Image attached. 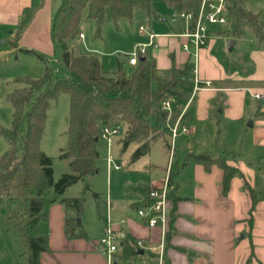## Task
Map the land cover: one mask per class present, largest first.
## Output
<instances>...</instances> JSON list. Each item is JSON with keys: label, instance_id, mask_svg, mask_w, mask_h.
<instances>
[{"label": "crops", "instance_id": "crops-1", "mask_svg": "<svg viewBox=\"0 0 264 264\" xmlns=\"http://www.w3.org/2000/svg\"><path fill=\"white\" fill-rule=\"evenodd\" d=\"M11 3L12 0H3L1 5L0 0V7ZM45 27L43 35L50 36V24L46 22ZM226 27L207 31V42L200 48L196 64L200 88L194 89L187 77L183 78L187 83L184 86H191L180 88L185 93L177 87L171 90L176 103L169 104V119L189 110L192 115L187 123L189 132L178 134L179 141L174 145L173 153L180 154L176 166H169L168 205L172 221L168 220L162 234L159 226L149 227L136 212L137 207L144 205L141 188L161 184L167 165L161 174L149 176L145 183L129 185L135 192L127 198H115L113 209L111 204L107 219L119 237L118 247L125 232L138 248V256L129 258H121L118 248L116 264H155L160 240L163 264H264V103L260 102L264 98V40L246 27L232 37ZM185 31L186 23L182 21L175 32H155L153 44H148L147 36L143 41L147 43L145 54L154 59L164 76L171 67L190 74L193 60L182 48ZM230 38L233 43L228 49ZM13 42L14 48L16 41ZM225 48L233 53L226 55ZM4 51L8 50L0 48V56ZM205 80L209 81L208 86ZM255 93H262L263 97L256 98ZM190 153L222 157L236 168L225 192L221 187V168L212 165L206 170L187 157ZM44 211V221L38 227L45 228L47 249L41 253L40 264H108L99 245L103 232L94 238L87 232L85 237H68L64 232L62 202L56 199L46 204Z\"/></svg>", "mask_w": 264, "mask_h": 264}, {"label": "trees", "instance_id": "trees-1", "mask_svg": "<svg viewBox=\"0 0 264 264\" xmlns=\"http://www.w3.org/2000/svg\"><path fill=\"white\" fill-rule=\"evenodd\" d=\"M166 1L174 12L193 14L197 13L200 4V0ZM37 4L38 0H30L22 9L19 30L27 25ZM84 6H87V17L96 22V32L105 20V9L115 24L119 18L130 19L136 7L143 8L148 15L154 14L150 0H61L52 16L50 37L61 47V60L68 74L52 80L51 73L46 70L41 77L14 78L23 85L6 94L13 109L10 125L0 126V135L8 144L0 155V199L7 198L13 206L8 218L14 220L18 237L26 248V264H40L41 253L47 249V235L35 230L43 222L45 205L56 199L62 202L65 210V234L68 237L86 236L77 220L83 209L84 190L72 197L63 196V193L67 186L95 170L94 161L100 153L101 128L119 122L123 129L118 143L122 150L135 143L130 159L136 160L149 151L151 142L158 139L163 131L169 132L167 111L160 104L153 107L152 101L158 102L163 91L170 90L189 74L188 70L171 67L169 74L164 76L154 59L144 53L138 56L129 74L124 72L122 62L118 61L114 74L106 75L96 54L75 53L66 44L80 32ZM226 10V29L232 37L238 35L243 27H249L258 39L264 40V18L259 12L249 9L244 0H226ZM152 82L155 83L154 91L151 90ZM62 92L68 94L69 108L67 145L60 156L68 159L69 172L54 180L51 158L39 145L49 103ZM191 119L190 110L183 113V123L187 124ZM187 157L202 164L206 170L212 165L221 168L223 192L237 171L222 157L206 153H190ZM149 188H141L145 194L144 204L148 202ZM250 194L254 203V194ZM170 213L169 222L172 221V209ZM118 248L121 258L138 256V248L125 232L120 237Z\"/></svg>", "mask_w": 264, "mask_h": 264}, {"label": "rangeland", "instance_id": "rangeland-1", "mask_svg": "<svg viewBox=\"0 0 264 264\" xmlns=\"http://www.w3.org/2000/svg\"><path fill=\"white\" fill-rule=\"evenodd\" d=\"M1 0V5H2ZM61 0H38V7H35V16H32L27 25L19 30L21 11L30 0H12L8 7H0V126L8 127L12 119V104L7 100L6 94L23 84L14 80L16 76L41 77L46 70H49L52 80L56 77L66 76L67 67L61 60V47L58 42L52 40L45 33V24H51L52 16ZM246 6L253 12H261L264 17V0H245ZM17 7H19L17 12ZM150 7L154 11L153 15L141 7H136L132 11L130 19L119 18L115 24L105 9V20L96 32L97 25L93 19L87 17V6L82 9L79 31L82 37L76 36L68 39L66 44L75 53H94L98 57L101 69L106 75H113L117 68V62H122L123 70L126 74L131 72L132 65L128 63V56L136 45L144 43L148 31L160 32L179 30V26L184 19L172 20L173 10L169 9L166 0H150ZM3 8L5 15H2ZM162 18V19H161ZM7 19V20H5ZM213 23L207 24L206 30L222 31L228 24ZM139 25L146 30L140 31ZM246 27L245 30L250 31ZM12 41H16L13 48ZM225 53L232 54L225 48ZM184 79L178 80L170 90L163 91L159 101H152V106L161 105L168 100L171 106L176 103L171 96V90L177 87L178 91L184 92L180 88L184 86ZM44 88V86H43ZM151 90H155V83H151ZM185 93V92H184ZM69 98L66 92L59 93L55 100H51L46 110V118L43 133L40 139V149L51 158L53 169V179L69 172L68 159L61 157L60 153L67 145V116ZM170 112V106L168 108ZM121 129L123 126L121 125ZM122 131L111 137L109 143L100 140V153L95 159V170L89 173L65 189L63 196H77L84 190L83 209L79 218V226L82 227L90 238L97 237L100 232L105 231L107 225V214L110 212L112 204L115 205V198H127L135 192L130 188L131 184L139 185L146 182L147 178L156 177L161 174L163 168L171 165L175 168L179 158V152L169 154L170 134L163 131L161 136L152 141L147 153L136 160L131 161L130 155L135 143H131L124 150L118 143ZM185 134V133H179ZM179 141V135L174 139L173 145ZM7 141L0 135V155L6 150ZM111 157V164L106 160ZM114 164H120V169H114ZM138 183V184H137ZM13 208L7 198L0 199V264H26V248L18 237L17 226L14 220L8 218V214ZM113 221V219L111 218ZM44 221V219H43ZM43 223V222H42ZM42 228L43 225H41ZM45 230V228H44ZM37 227L36 233L46 234V231ZM8 261H5V258ZM130 264V262H128Z\"/></svg>", "mask_w": 264, "mask_h": 264}, {"label": "built area", "instance_id": "built-area-1", "mask_svg": "<svg viewBox=\"0 0 264 264\" xmlns=\"http://www.w3.org/2000/svg\"><path fill=\"white\" fill-rule=\"evenodd\" d=\"M227 10H226V0H200L199 8L196 14L192 12H173L172 20L184 19L186 23V31L183 36L186 40L182 43V48L185 50L193 60L190 74L187 76L193 82V88H200V78L197 75V58L199 50L207 42V24L221 23L225 24L227 20ZM140 31L146 30L142 25L138 28ZM157 34L148 31V44H153L154 37ZM82 37V33H79ZM147 43L138 44L130 52L128 56V63L133 65L139 55L145 53V45ZM204 84L209 85V81L205 80ZM256 98L263 97L262 93H255ZM162 108L168 110L169 102L168 100L163 101ZM183 112L174 116L171 122L169 121V112H167V126L170 134V149L169 154L173 153L174 149V139L179 133H188L189 127L186 123L182 122ZM122 131L121 124L116 122L112 125H104L100 130V139L109 143L111 137L115 136L118 132ZM106 160L111 164V157L108 155ZM114 169L121 168L120 164H114L112 166ZM169 165L166 169L165 177L161 184L157 186L150 187L148 190V202L136 208V212L141 216L149 227L159 226L161 228L162 234L166 231L168 220H169ZM118 240L119 237L111 227L110 218L107 221V225L104 233L99 238L100 251L106 256L108 264H116V259L118 256ZM139 241H136L138 246ZM135 264H143L142 262H137ZM155 264H163V241L160 240L158 250H157V261Z\"/></svg>", "mask_w": 264, "mask_h": 264}, {"label": "water", "instance_id": "water-1", "mask_svg": "<svg viewBox=\"0 0 264 264\" xmlns=\"http://www.w3.org/2000/svg\"><path fill=\"white\" fill-rule=\"evenodd\" d=\"M2 41V40H1ZM232 43H233V40L230 38V39H228V41H227V48L228 49H231V47H232ZM260 102L261 103H264V98H261L260 99ZM77 220L79 221V218H77Z\"/></svg>", "mask_w": 264, "mask_h": 264}]
</instances>
